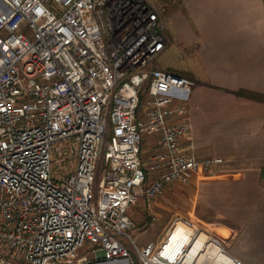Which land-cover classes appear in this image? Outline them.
<instances>
[{"label": "built area", "instance_id": "built-area-1", "mask_svg": "<svg viewBox=\"0 0 264 264\" xmlns=\"http://www.w3.org/2000/svg\"><path fill=\"white\" fill-rule=\"evenodd\" d=\"M163 28L149 0H0V264H204L206 244L224 249L182 216L143 246L128 232L141 200L225 160L180 149L192 125L171 118L195 81L151 66ZM148 133L162 151L145 168Z\"/></svg>", "mask_w": 264, "mask_h": 264}, {"label": "crops", "instance_id": "crops-1", "mask_svg": "<svg viewBox=\"0 0 264 264\" xmlns=\"http://www.w3.org/2000/svg\"><path fill=\"white\" fill-rule=\"evenodd\" d=\"M167 2L172 9L160 12L166 41L160 53L175 50L181 64L162 69L195 81L188 100L179 103L185 111L171 118L192 125L179 138L180 149L225 160L146 202L153 220L164 224L163 234L182 216L219 239L235 259L264 264V0ZM143 137L148 168L162 149L157 135ZM157 175L148 171L146 183Z\"/></svg>", "mask_w": 264, "mask_h": 264}, {"label": "rangeland", "instance_id": "rangeland-1", "mask_svg": "<svg viewBox=\"0 0 264 264\" xmlns=\"http://www.w3.org/2000/svg\"><path fill=\"white\" fill-rule=\"evenodd\" d=\"M158 10L159 12L167 11L171 7L167 2L168 0H149ZM174 1V0H173ZM172 9V8H171ZM176 51H172V49H169L168 51H164L163 53H160L155 57V61L152 62L154 67L158 69H162L166 65L172 64V65H180L178 59L175 57ZM144 98V95H142ZM144 139V137H143ZM142 156L144 161L148 160V157L150 155V152L147 148V144H144V141L142 142ZM148 207V208H145ZM152 204H149L145 201H140L132 211H130V215L134 221L133 228L129 229L128 232L131 235V237L135 240V242L139 246H143L146 243L150 241H156L162 236L164 224L161 222L160 219L153 220L154 211H152ZM152 216V220L149 219V222H146V219L148 217ZM144 222V223H143ZM146 222V223H145ZM128 242V241H127ZM130 245V244H129ZM99 255H101L99 253Z\"/></svg>", "mask_w": 264, "mask_h": 264}, {"label": "bare ground", "instance_id": "bare-ground-1", "mask_svg": "<svg viewBox=\"0 0 264 264\" xmlns=\"http://www.w3.org/2000/svg\"><path fill=\"white\" fill-rule=\"evenodd\" d=\"M205 236L202 235L192 247L191 256L197 253V250L204 240ZM205 250L199 253L200 260L204 264H234L232 256L222 247L214 242L206 244Z\"/></svg>", "mask_w": 264, "mask_h": 264}, {"label": "trees", "instance_id": "trees-1", "mask_svg": "<svg viewBox=\"0 0 264 264\" xmlns=\"http://www.w3.org/2000/svg\"><path fill=\"white\" fill-rule=\"evenodd\" d=\"M176 74H178V73H176ZM179 75H181V74H179ZM143 97V96H142Z\"/></svg>", "mask_w": 264, "mask_h": 264}]
</instances>
